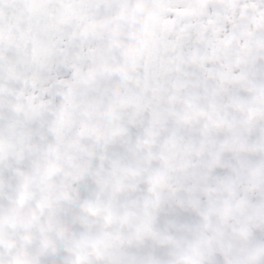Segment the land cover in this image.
Masks as SVG:
<instances>
[{"label": "snow or ice", "instance_id": "obj_1", "mask_svg": "<svg viewBox=\"0 0 264 264\" xmlns=\"http://www.w3.org/2000/svg\"><path fill=\"white\" fill-rule=\"evenodd\" d=\"M0 264H264V0H0Z\"/></svg>", "mask_w": 264, "mask_h": 264}]
</instances>
